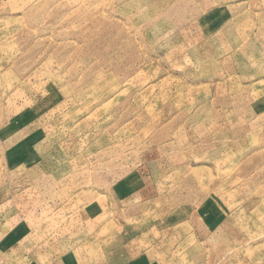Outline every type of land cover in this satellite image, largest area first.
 <instances>
[{
    "label": "rangeland",
    "instance_id": "rangeland-1",
    "mask_svg": "<svg viewBox=\"0 0 264 264\" xmlns=\"http://www.w3.org/2000/svg\"><path fill=\"white\" fill-rule=\"evenodd\" d=\"M0 264H264V0H0Z\"/></svg>",
    "mask_w": 264,
    "mask_h": 264
}]
</instances>
